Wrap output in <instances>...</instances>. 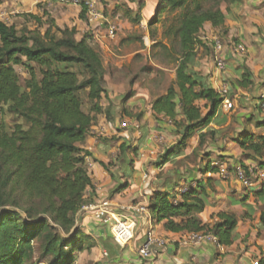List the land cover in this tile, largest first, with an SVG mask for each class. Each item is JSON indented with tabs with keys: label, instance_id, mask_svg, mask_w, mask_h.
Segmentation results:
<instances>
[{
	"label": "trees",
	"instance_id": "trees-1",
	"mask_svg": "<svg viewBox=\"0 0 264 264\" xmlns=\"http://www.w3.org/2000/svg\"><path fill=\"white\" fill-rule=\"evenodd\" d=\"M241 1L130 0L124 8V19L140 25L149 18L150 28L160 25L163 15L172 16L162 35L170 48L156 45L171 51L176 79L153 101L152 111L157 121L164 119L174 127L179 141L164 153L160 167L189 157L185 156L189 141L196 136L199 146L191 155L209 139L212 145L220 139L215 125L227 122L220 111L223 99L197 71V47L207 25L225 26L228 18L223 5L229 13ZM82 9L80 17L86 20ZM23 18L35 23L34 28L19 29L0 21V264H35L38 252L44 264H76L80 254L93 247L91 237L77 226L76 217L88 205L86 193L93 186L86 166L90 155L82 146L104 114L106 68L92 36L77 40L76 28L59 26L47 9L42 17L26 14ZM17 67L30 75L27 91L21 87ZM237 77L229 85L231 96L254 86L249 67L237 69ZM80 93L87 97L89 112L83 109ZM113 110L111 104L106 112L109 121L115 120ZM124 113L130 115L128 108ZM141 117L136 114L130 119L139 122ZM7 118L12 119L11 124ZM257 128L264 129V122ZM239 136L234 142L245 156L264 165V136L248 130ZM126 151L122 146L121 154ZM208 170L218 174L213 164L205 174ZM193 183L196 186L179 194L180 199L160 190L154 193L148 208L156 222L170 233L210 232L219 245L233 242L237 217L220 213L217 223L204 224L199 216L207 206V191L202 181ZM127 188L120 184L115 193ZM263 194L264 190L258 193ZM260 223L264 229V207Z\"/></svg>",
	"mask_w": 264,
	"mask_h": 264
},
{
	"label": "crops",
	"instance_id": "crops-1",
	"mask_svg": "<svg viewBox=\"0 0 264 264\" xmlns=\"http://www.w3.org/2000/svg\"><path fill=\"white\" fill-rule=\"evenodd\" d=\"M73 7L76 13L81 15L83 10L82 7L77 5ZM104 7L107 6L105 5ZM44 11L45 8H43L42 13L38 16L42 17ZM104 12L105 16L114 21L117 27H119V20L109 14L108 11ZM0 21L9 24V18L5 15L0 17ZM126 21L129 22L128 20ZM56 22L61 27L76 28L77 40H81L85 35L92 36L93 43L99 48L101 53L104 50L105 52H109L110 46L115 44L119 39V33H117L115 39L108 37L107 26L104 25L103 22L89 24L87 20H83L72 26L61 24L57 19ZM79 26L81 28L83 27V29H80ZM227 58L230 59V57ZM248 66L253 74L255 85L250 89V92L239 91L245 96H250L246 101H251L253 98L259 99L261 95L264 94V86L260 85V83H256H264V76H262L263 79H260L262 75L261 70L264 69V66L257 67L253 60H250ZM229 68V73L233 74V76H235L234 78L237 80V67L231 63ZM259 74H261L260 77H258ZM201 75L208 85L216 91L221 84V79L224 81L226 80L225 77L221 78L222 75H220L217 70L212 77H208L205 74ZM106 90L109 98L112 100L113 96L108 91L107 87ZM142 94L144 95V93ZM136 97L137 96L134 95L131 100ZM122 99L125 101L126 96L122 97L121 101ZM155 99L156 98L151 99L150 97H143V100L149 101L147 106H144V103H142L144 101H139L138 104H130L129 102L131 100L119 106L112 100V105L114 107L113 115L115 117L114 121H109L106 116V112L111 103H109V107L106 108L102 100L104 114L98 117V123L93 128H102L106 131V134L102 138L90 135L87 142L82 146L90 155L86 158V161L95 163V168L89 171L93 186L87 190L86 198L89 203L85 207L94 206L100 201L108 199L118 206L143 205L148 208L150 199L157 190L168 192L178 197L177 194L179 190L174 187L173 191H168V178H161L160 174L164 172L166 165L163 167H153L151 169V175L147 180L145 179V176H148L146 174L148 162L156 160L158 153H165L166 150L171 149V147L173 148L178 143L176 140L179 139V135L175 133L174 127L171 126L169 122L164 119L160 121L155 119L152 111V103ZM140 100H142V98H140ZM125 108L132 111L135 110L134 113L142 115L139 122L136 119H127L126 117L127 120H124L131 124L138 123L140 126L139 131L133 128L123 130L119 127L120 119H122L119 116V112H123ZM166 138H168V140ZM195 138L197 141L199 140L197 136L193 139ZM172 140L175 141L173 142ZM167 141L171 142L170 148L166 150L164 148L161 149V146L165 145ZM233 145L237 144L234 142ZM122 146L127 149L126 153L123 155L121 154ZM217 146L219 147V145ZM219 148L222 151L220 154L225 155L229 153L228 149H223L221 146ZM195 149L196 147L193 146L192 143H189V148L185 156H190ZM243 158L247 166L243 163L240 165H244L248 168H262L264 166L262 163L253 161L252 159L249 160L245 154ZM134 160H136L135 164ZM130 162H132L131 165L135 166V169L132 170V174L130 176L127 174L121 176L119 171L123 167L125 168V166L130 165ZM236 164V161H232V165ZM167 173L168 171L166 174ZM199 174L200 173L196 171L189 172L186 177V181L191 184L190 187L196 186L193 181H202L207 191L205 200L207 206L199 217L204 224L214 225L215 220L218 219V214H234L238 219V226L233 242H226L220 246L203 243L198 247H182L179 243L185 235L183 233L167 232L164 229V224L157 223L153 214L150 212L146 217L139 216L136 218V235L138 241L134 245L124 249L115 244L110 228L107 225L92 219L89 212L82 209V211L77 214V226L91 237V244L97 243L99 245L98 247L103 250V258L96 259L94 264H125L124 258H126V255L124 251H127L132 259L139 260V257L136 255V249L145 240L149 231H152L158 237L168 240L167 248L156 261L152 262V264H259L261 260H264V229L260 223V216L264 207V194L258 195L264 188L244 189L232 179L227 180L228 182L221 181L216 174H213L211 177L213 181L208 182L209 177L206 176L202 178ZM211 183V186L214 187L213 190L208 187ZM120 184H127L128 188L120 193H115V190ZM98 247H95L94 251L99 252L100 250ZM105 254H107V256H105Z\"/></svg>",
	"mask_w": 264,
	"mask_h": 264
},
{
	"label": "rangeland",
	"instance_id": "rangeland-1",
	"mask_svg": "<svg viewBox=\"0 0 264 264\" xmlns=\"http://www.w3.org/2000/svg\"><path fill=\"white\" fill-rule=\"evenodd\" d=\"M129 1L101 0L104 11H108L109 14L119 20L118 41L110 46L109 52L102 51L106 65V87L113 96L112 100L119 106L131 100V96H129L130 92L137 96L129 102L130 104H138L139 101H144L142 103H144V106H147L149 101L143 100V97L154 99L165 94L169 86L176 79L177 65L172 61L173 58L169 57L171 51H164L160 46L161 44L156 45L158 42L164 45L167 44L170 48V42L163 39L162 35L169 27L172 16L163 15L161 17V24L152 28L149 27V18L144 19L140 25H133L123 17L124 8L129 6ZM105 5L107 7H104ZM73 6L72 2L64 4L58 0H0V17L5 15L9 18V25H16L19 29L26 27L32 29L35 23L26 21L23 15H39L42 13L43 8H45L59 23L72 26L79 23V21H83ZM226 8V5H223V11L227 14L228 18L225 26L223 28H212L210 25H207L199 35L201 45L197 47L198 60L196 69L208 77L213 76L214 72H216L213 44L216 39H219L226 47L225 58L227 65V71L222 74L221 78L225 77L224 83L231 85L236 82L235 76L229 73V65L231 63L237 69L243 66L249 67L248 63H250V60H253L257 67L264 66V0H242L241 3L232 6L229 13H227ZM80 29H83V27H80ZM237 45H243L245 51L241 54L235 53L233 49ZM227 57H230V59ZM16 71L20 77L22 89L27 91L31 84L29 73L23 67H17ZM261 71L262 75L259 74L258 77L261 75L260 79H263L264 69ZM256 83L264 86V83ZM125 96L126 100L123 101L122 99L121 101V98ZM80 97L83 101L84 111L89 112L90 104L86 95L80 93ZM231 98L234 100L235 107L227 115L226 124L215 125L221 132L220 139L215 142L216 144L212 145L211 139H209L208 143L198 148L193 155L179 160L177 164H167L164 172H161V178H168V191H173L175 187L179 190L177 194L179 195L188 189L191 185L190 182L186 181L189 172L196 171L200 173L199 175L202 178L209 177L208 173L205 174L204 171L208 165L213 164L215 161L222 160L230 168L233 167L231 166L232 161H236L237 166H240L241 163L246 165L243 158L245 152L243 153L239 145H233V143L240 138L239 134L244 130H248L255 135L264 136V129L257 128L258 123L264 122V111L259 107V99L253 98L251 101H246L250 96H245L239 90ZM112 100L107 93L104 96L103 105L106 108L109 107V103L112 104ZM128 111L130 115L127 116L125 113L119 112V116L122 118L119 122L120 128L126 118L130 119L131 115L138 114L134 113L135 110ZM7 122L11 124L12 119L7 118ZM121 129L125 130L124 128ZM166 139L168 140V138ZM172 141L174 142L175 140ZM176 141H179V139ZM170 143L167 141L165 145L161 146V149H169ZM189 143H192L196 148L199 146V140L197 141L196 138ZM217 145L223 147V149H228L229 153L225 155L220 154L222 151ZM163 155L164 153L160 152L156 160L148 162V169L146 171L148 177L151 175L153 167H160L159 163ZM135 163L136 160H134ZM131 164L132 162H130V165L125 166V168L123 167L119 171V174L121 176L124 174L130 176L132 170L135 169V166ZM262 170L264 171V166ZM167 171L168 173L166 174ZM208 171L210 172V170ZM232 172L234 171L232 170ZM218 179L228 182L227 180H222L219 176ZM231 179L235 181L233 176ZM208 187L212 190L214 188L209 185ZM178 199H180L179 196ZM92 245L95 246L80 254L76 264H94L96 259L103 258V250L98 247L99 245L97 243ZM95 247H98L100 251H94ZM124 254L126 255V258H124L125 264H152L153 262L150 260L132 259L127 251H124ZM34 263L44 264V262L41 263L39 252L36 255Z\"/></svg>",
	"mask_w": 264,
	"mask_h": 264
},
{
	"label": "built area",
	"instance_id": "built-area-1",
	"mask_svg": "<svg viewBox=\"0 0 264 264\" xmlns=\"http://www.w3.org/2000/svg\"><path fill=\"white\" fill-rule=\"evenodd\" d=\"M44 1V0H43ZM61 3L68 4L72 2L74 5L81 6L85 9L86 20L89 24H95L98 22H103L107 26V35L111 39H115L118 33V27L116 23L105 16L104 8L102 7L101 0H58ZM213 49L215 53V67L217 72L222 75L227 71L225 53L226 47L219 40L216 39L213 44ZM233 51L235 53L241 54L245 51L243 45H237L234 47ZM218 95L223 99L221 106V113L224 116L230 114L235 107L234 100L231 98L230 86L224 83L221 79V84L217 90ZM259 107L264 111V94L259 98ZM121 128L126 130L133 128L136 131L140 130L138 123L131 124L128 121H124L121 124ZM106 131L102 128H93L90 135L98 138L104 137ZM86 166L88 171L95 168V163L87 162ZM213 166L218 168V176L222 180H229L235 178L236 183L241 185L244 189L253 188H264V171L259 167H249L248 169L243 168L241 165L230 168V166L220 160L215 161ZM232 170L234 172H232ZM208 176L212 177L213 174L208 172ZM148 179V176H145ZM183 191L182 193L186 192ZM83 210L89 212L92 219L107 225L110 228L113 240L117 246L120 248H127L134 245L138 239L136 235L137 230V217H146L149 215V208L143 205H132V206H118L112 203L110 200L100 201L94 206H89L83 208ZM149 221V220H148ZM219 220L216 219L215 223ZM214 223V224H215ZM76 224H78V217L76 218ZM203 243L219 245L218 238L210 232L192 233L185 235L181 241L180 245L185 248L198 247ZM168 240L162 237L156 236L152 231L146 235L145 240L136 249V255L139 259L156 261L164 250L167 248ZM107 256V254H105Z\"/></svg>",
	"mask_w": 264,
	"mask_h": 264
}]
</instances>
